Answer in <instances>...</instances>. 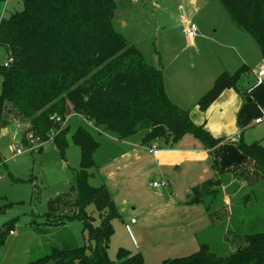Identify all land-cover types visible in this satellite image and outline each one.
Wrapping results in <instances>:
<instances>
[{
    "label": "trees",
    "instance_id": "1",
    "mask_svg": "<svg viewBox=\"0 0 264 264\" xmlns=\"http://www.w3.org/2000/svg\"><path fill=\"white\" fill-rule=\"evenodd\" d=\"M220 1L233 22L254 36L264 59V0ZM116 9L115 0H24L23 10L0 20V47L8 54V62L0 64V134L11 123L22 128L23 142L45 143L53 134V142L65 156L70 126L53 117L66 119L70 103L93 127L102 128L100 133L107 131L121 140L143 130L142 144L149 146L155 140L174 144L188 133L210 149L220 143L221 138L204 124L193 121L189 109L170 99L163 70L148 65L141 50L117 31L113 24ZM248 69L244 64L233 74L221 72L198 100L199 109L207 110L225 89H237ZM72 139L81 151L80 168L69 188L49 200L47 214L57 216L53 225L81 220L89 244L52 247L48 254L22 264H145L141 252L124 247L118 249L116 260L109 256L113 221L121 213L108 188L90 182L101 143L83 125ZM238 147L247 158L230 172L246 179L249 186L264 180V146L241 140ZM220 175L196 186L192 198L206 204L213 224L229 216L224 207L212 208L223 191ZM91 204L98 211L99 223L88 211ZM8 205L0 206V212ZM0 230L2 245L6 238L4 229ZM225 240L234 246L227 254L218 255L203 244L197 252L163 264H264V231L228 232Z\"/></svg>",
    "mask_w": 264,
    "mask_h": 264
},
{
    "label": "rangeland",
    "instance_id": "2",
    "mask_svg": "<svg viewBox=\"0 0 264 264\" xmlns=\"http://www.w3.org/2000/svg\"><path fill=\"white\" fill-rule=\"evenodd\" d=\"M115 1V28L141 50L148 65L163 70L168 96L182 108L191 111L221 72L233 74L244 64L249 69L242 75L239 86L242 90L248 89L256 81L254 71H259L264 65L254 36L233 22L220 0ZM23 8L24 0H0V20ZM191 24L198 27V35L192 40L186 33L187 26ZM7 62L8 54L0 47V64ZM2 82L0 73V92ZM66 119L70 130L66 134L68 147L65 156L59 153L53 134L36 151L31 142L22 141V128L15 123L8 124L0 134V206L9 204L0 212V227L4 229L6 238L5 243L0 245V264L26 263L48 254L52 247L72 248L89 244L81 220H66L64 224L53 225L57 216L47 214L49 200L69 188L74 182L75 171L80 168L81 151L73 142L72 135L81 125L89 128L101 143L94 156L96 166L91 169L94 176L90 182L108 188L123 217L113 221L115 233L110 241L109 256L116 260L120 247L130 248L127 245H131L133 235L142 243L134 228L130 226L131 231L126 228V217L130 214L139 219V211L152 207L165 210L162 209L159 214L147 213L148 223L142 232V239L152 252L156 248L160 250L168 243L169 227L189 215L188 207H180L186 206V202L194 204V188L206 183L217 170L206 144L190 133L197 140L190 135L192 139L187 137L185 142L195 146L193 151H201L203 155L186 153L182 144L177 147L182 149L183 154L175 156H184L185 163L172 162L161 167L158 157L149 154L146 147H140L143 130L122 140L107 131L100 133L98 130L102 128L91 126L84 115L73 110L70 103ZM251 122L249 118L246 120L244 142L251 144L258 141L263 145L264 124L251 125ZM132 142L139 145L130 147ZM159 144L161 148H167L165 144ZM17 150H22V153H17ZM137 157L144 165L142 173L138 172ZM219 166L221 168V163ZM162 181H167V185L152 189L151 183ZM226 183L212 208L224 207L229 216L232 214V225L230 228L224 226L227 218L220 221L208 233L211 241H207L218 255L234 249L225 240L228 232L250 234L264 231V180L252 186L246 179L228 180ZM170 191L174 194V201H169ZM224 194L229 197L230 205L224 203ZM175 209L182 212L178 213ZM88 211L99 223L98 211L93 204ZM3 221L11 225H5ZM12 230L14 234L11 235Z\"/></svg>",
    "mask_w": 264,
    "mask_h": 264
},
{
    "label": "crops",
    "instance_id": "3",
    "mask_svg": "<svg viewBox=\"0 0 264 264\" xmlns=\"http://www.w3.org/2000/svg\"><path fill=\"white\" fill-rule=\"evenodd\" d=\"M259 71H254L256 81L248 89L242 90L240 86H238L237 89L227 88L219 95V97L209 106L207 110H200L197 103L191 110L192 119L196 124H204L206 128L213 134V136H215L216 138H221L220 143L211 149L205 145L204 146L207 148L206 150L209 153V157L212 159L213 163L217 167L216 172H214L211 177H213L217 173L221 174L220 178L224 181L223 190L226 187V182L228 180L229 182L240 180L233 173L230 172V169L235 167V164L244 162L247 158L245 153L238 147V144L241 140L244 142L243 129H245L244 126L247 125L246 120L248 118L252 120L251 125L264 124V119L260 122H256L257 118L264 117V77H259ZM190 135L192 134H186L183 139L178 143L165 144V147L167 146L168 149L161 148L159 144L160 142H157L159 144V152L156 154L150 151L149 145L142 144V141L140 143V147H146L149 154L154 155L156 158L158 157L157 162L161 167L167 166V163L172 162H180L181 164H184V156H181L179 158L175 156L178 154H183V151H181L182 149L178 148L182 144V147L184 148V150H186V153L196 154L197 156L203 155V152L201 151H193L195 150V146H192L189 142H185V139H187V137H189V139H192L193 135ZM262 136H264V131ZM133 143L135 142H132V144ZM132 144L130 147H135L139 145L138 142L134 145ZM127 154L128 153H125L124 155ZM136 161L137 164L140 166L138 172H144L145 169L143 162L139 160L138 157ZM219 163H221V168L219 166ZM151 187L153 190H155L153 186ZM164 192L165 191L163 190V193ZM169 196V201H174V194H172L171 191ZM223 199L226 205H230L231 201L229 200V197L225 196L224 194ZM165 201L168 200L165 199ZM184 205L186 206H181L180 208L186 209L188 207V217H185L183 221L178 222L177 224L169 227V232L167 234L168 237L166 241L168 243L164 247L158 246L162 248L160 250L156 248L155 250L158 251L154 250V252L150 250L151 247L148 248L146 243H144L142 239V232L147 227V213H158L162 209V211H164L165 209L157 208L156 210L155 207L149 209H142L141 211H139V219L134 218L133 215H127L126 220L128 223H126V228L129 231H131V227L134 228V230L138 234V238H141L140 240L142 241V243H140L137 237L133 235L131 245H127L130 246V248L132 249L128 247L126 248L131 250L132 252H141L144 257L145 264H163L164 261L167 259L175 257H184L195 253L200 249L201 245L203 244H208L210 246V244L207 242L211 241L208 237V233L211 232L218 224H213L210 214L207 210L206 204L203 202H195L194 204H188L186 202ZM134 209H136V207H134ZM174 211L178 213L182 212L181 209H175ZM231 216L226 219V223L224 224V226L230 228V226L232 225L230 224ZM121 219H123L122 216ZM4 222L5 221H3V223ZM232 228L239 230V228ZM153 229L156 230L157 228L153 227Z\"/></svg>",
    "mask_w": 264,
    "mask_h": 264
},
{
    "label": "built area",
    "instance_id": "4",
    "mask_svg": "<svg viewBox=\"0 0 264 264\" xmlns=\"http://www.w3.org/2000/svg\"><path fill=\"white\" fill-rule=\"evenodd\" d=\"M186 33H187V36L190 38V39H194L197 35H198V27L195 25V24H191L189 26H187V29H186ZM12 59L9 60V62H11ZM259 77L262 78L264 77V68L260 69L259 71ZM53 119L57 122H61L63 121L64 124L67 123V119H63L59 116H54ZM264 117H259L256 119V122H260L261 120H263ZM88 123L92 125V123L90 121H88ZM30 142L33 144L31 146L35 147L34 151L36 150H40V147H42L44 145V143H40V142H37L35 139H31ZM36 145V146H35ZM150 151L153 152V153H158L159 152V144L157 142H154L151 146H150ZM17 153L21 154L22 153V150H17ZM151 185L154 187V188H158V187H161V186H165L167 185V181H162V182H153L151 183ZM134 222V221H133ZM1 229V227H0ZM1 231V230H0ZM10 234H14V231H10Z\"/></svg>",
    "mask_w": 264,
    "mask_h": 264
}]
</instances>
